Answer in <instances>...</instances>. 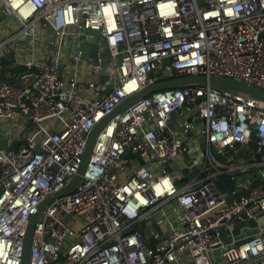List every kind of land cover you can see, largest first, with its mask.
I'll return each mask as SVG.
<instances>
[{
  "label": "built area",
  "instance_id": "obj_1",
  "mask_svg": "<svg viewBox=\"0 0 264 264\" xmlns=\"http://www.w3.org/2000/svg\"><path fill=\"white\" fill-rule=\"evenodd\" d=\"M81 34L93 56L67 51ZM186 74L264 88V0H0V264L20 263L30 214L76 172L93 126L149 82ZM227 177L244 193L227 199ZM151 216L161 232L143 243ZM218 263L264 264V103L203 84L155 91L107 123L77 188L39 215L30 258Z\"/></svg>",
  "mask_w": 264,
  "mask_h": 264
},
{
  "label": "water",
  "instance_id": "obj_2",
  "mask_svg": "<svg viewBox=\"0 0 264 264\" xmlns=\"http://www.w3.org/2000/svg\"><path fill=\"white\" fill-rule=\"evenodd\" d=\"M87 40L89 42L86 41L85 36L83 34L79 35L76 39L77 47L83 51L82 52L83 57H86L87 55L93 56L94 55L93 50H95V48L97 47L95 42L93 41L90 42V39H87ZM94 41L96 40L94 39ZM99 43H100L99 48L102 49L101 55L104 58L103 64H105L108 62V58H107L108 50L106 48H103L105 45L104 40H100ZM15 83L18 84V80H15ZM201 84L212 86L220 91L226 92L231 95H239V96L255 99V100H258L264 103V88H261V87L249 84L247 82H244L242 80H238V79L228 77V76L204 75V74H186V75H180L176 77L156 79V80H153L152 82H149L148 84L140 88L138 91L123 98L110 112H108L105 116H103L88 133L85 146H84V150L81 155V160L76 169V172L73 173L71 176H69L65 180L61 188H59V190H57L56 192L52 194L45 196L30 214L26 227H25V231L21 239V257H20L19 264H30L33 231H34L35 223L39 215L47 207V205H49V203L53 201L54 199L74 192V190L77 188V186L82 180V176L86 170L89 157L94 148L97 136L112 118H114L116 115L126 110L130 105H132L136 101L140 100L141 98L155 91L166 89V88L195 86V85H201ZM199 100L200 99H197L196 102H198ZM190 107L194 109L192 105H190ZM257 140L258 138L256 136L255 130L253 129L251 131L250 141L248 143V146L252 149L253 152L256 150ZM197 142L204 144L203 136L197 137ZM235 146L239 147L240 144L236 142ZM123 156L128 159L135 158L140 164H143L145 162L140 156L138 155L133 156L132 154H129L127 151L124 152ZM183 157L187 159L186 155H184ZM172 161L176 162L177 159H172ZM164 169L168 171L176 170L177 166L173 165V168H171L168 162H166L164 164ZM176 174L187 176L190 173L187 172L185 169H182L176 172ZM172 175L174 176V178H176L175 173H173ZM216 185L220 190H226V191L228 190L230 192L227 199L231 197H238L239 195L244 193V192L231 193L232 188L234 186V180L228 177L221 179V180H217ZM66 219L67 217L65 218L64 222L66 221ZM234 222H238V219H235ZM248 223H249V226L252 227V229L256 228L257 222L255 220L249 219ZM150 224H151L150 226H145L143 228V234L144 236H146V238L142 237L143 243H145L146 241L151 242L153 240V238L149 235L151 230L154 229L158 233L161 232L160 227L155 222L154 216L150 217ZM220 233L221 235H223L222 231H220ZM47 239L49 241L51 240L49 236L47 237ZM230 240H231L230 237H227L223 240V242L228 243L230 242ZM236 243H240V242H236Z\"/></svg>",
  "mask_w": 264,
  "mask_h": 264
},
{
  "label": "crops",
  "instance_id": "obj_3",
  "mask_svg": "<svg viewBox=\"0 0 264 264\" xmlns=\"http://www.w3.org/2000/svg\"><path fill=\"white\" fill-rule=\"evenodd\" d=\"M45 34V33H44ZM46 36H48V35H46ZM74 43V48H76V45H77V43L75 44V42H73ZM73 43L71 42V46L73 45ZM22 44V43H21ZM71 46H70V51H72V48H71ZM26 48V53L24 54L25 56L27 55V52L29 51L28 50V46L27 47H25ZM25 50V49H24ZM34 50H36L37 52H39L40 54L42 53V47H40L39 45H36V46H34ZM42 50V51H41ZM68 51V50H67ZM19 52H20V55H21V52H22V49L20 50V47H19ZM22 56V55H21Z\"/></svg>",
  "mask_w": 264,
  "mask_h": 264
},
{
  "label": "trees",
  "instance_id": "obj_4",
  "mask_svg": "<svg viewBox=\"0 0 264 264\" xmlns=\"http://www.w3.org/2000/svg\"><path fill=\"white\" fill-rule=\"evenodd\" d=\"M242 155H243V158L247 157V150H246V149H245V150H243V153H242Z\"/></svg>",
  "mask_w": 264,
  "mask_h": 264
},
{
  "label": "rangeland",
  "instance_id": "obj_5",
  "mask_svg": "<svg viewBox=\"0 0 264 264\" xmlns=\"http://www.w3.org/2000/svg\"><path fill=\"white\" fill-rule=\"evenodd\" d=\"M10 21H12V22H14L15 23V20H10ZM71 48H74V43H73V45L71 46ZM68 51H70V47L68 48ZM170 212V211H169ZM171 215V214H170ZM218 264H220V263H218Z\"/></svg>",
  "mask_w": 264,
  "mask_h": 264
}]
</instances>
